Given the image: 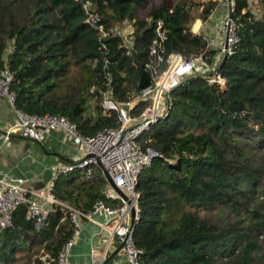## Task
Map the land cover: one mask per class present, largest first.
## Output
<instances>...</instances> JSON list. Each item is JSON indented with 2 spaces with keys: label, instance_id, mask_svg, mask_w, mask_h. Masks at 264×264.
<instances>
[{
  "label": "trees",
  "instance_id": "obj_1",
  "mask_svg": "<svg viewBox=\"0 0 264 264\" xmlns=\"http://www.w3.org/2000/svg\"><path fill=\"white\" fill-rule=\"evenodd\" d=\"M249 1L232 0L237 42L220 68L222 59L214 64L217 51L204 35L190 31L194 17L207 21L213 14L216 0L196 5L164 0L146 19L139 18V11L150 0H92L93 26L74 0H0V71L7 66L13 75L15 109L64 116L86 137L119 126L118 114L104 112L101 105L105 73L115 102L124 104L139 93L131 52L144 67L157 21L167 31L165 57L200 60L203 71L197 68L180 80L169 93L166 116L136 139L143 152L157 154L141 170L136 186L138 264L262 263L264 0L258 2L259 12L250 9ZM97 25L129 26L130 45L120 35L100 40ZM102 44L108 49L107 68L100 60ZM214 75L225 80L224 86L206 82ZM149 105L150 100L140 102L133 114ZM77 172L57 179L54 193L61 203L82 212L97 200L117 205L104 197L100 172L66 188ZM72 233L67 209L57 207L36 228L21 206L13 227L0 232V264H48ZM113 257L103 264H112Z\"/></svg>",
  "mask_w": 264,
  "mask_h": 264
},
{
  "label": "built area",
  "instance_id": "obj_2",
  "mask_svg": "<svg viewBox=\"0 0 264 264\" xmlns=\"http://www.w3.org/2000/svg\"><path fill=\"white\" fill-rule=\"evenodd\" d=\"M82 6L87 14L86 22L95 25V16L91 12L92 0H74ZM233 6V5H232ZM219 9L228 10L227 1L218 3ZM234 10V8H233ZM203 25L201 20H196L191 25L190 31L193 35L199 36ZM122 27L115 25L106 29L103 25H97V32L100 40L109 36H121ZM226 33L228 34L226 38ZM167 31L161 21L156 22L155 38L148 47L150 60L144 65V70L151 78L150 86L139 93L133 94L130 100L124 104L115 102L112 99L110 75L105 73L107 88L102 92V108L104 112L114 111L118 114L119 126L117 128H106L93 136H83L77 126L68 118L57 114L43 116L29 115L15 109L16 95L11 91L10 86L13 75L7 66L0 71V100L9 104L11 109L18 116V136L36 143H42L47 132L61 131L78 147L81 158L62 166L59 175L70 174L74 171H82L85 180L93 179V167L102 165L114 186L127 198L124 200L111 188L102 174L106 187L103 195L107 199L117 200V205L109 206L102 200H97L88 212L68 207L61 203L54 193V182H51L43 194L30 191L25 187L27 180L14 179L6 175H0V232L13 227V216L17 209L26 206V219L32 220L36 228L44 226L50 214H53L57 207L67 209L70 213L73 233L71 238L64 243L55 260L48 264H68L71 248L79 232V219L90 220L103 231H107L112 238H115L122 246L129 264H138V257L141 251L135 248L133 242V225L138 219V199L136 190L138 176L143 167L149 165L150 161L157 156L151 150L143 152L136 144L137 137L150 125L156 123L160 118L166 116L169 102V93L175 88L185 76L203 70L198 63L199 59H183L179 55L164 56V42ZM207 44L217 51L218 64L224 56H230L232 48L237 42L236 26L233 20L229 21L227 15L222 20L217 34L206 39ZM225 44L227 48H225ZM10 46L8 52L13 51ZM100 60L103 68L109 65L107 46H100ZM206 70V69H205ZM204 70V71H205ZM209 85L219 84L224 86L225 80L218 75L207 78ZM150 100V105L139 115L133 112L142 101ZM13 134V130L6 131V137ZM89 156V157H88ZM135 209V218L132 223L131 208ZM102 213L105 222L100 223L94 216ZM104 256L95 264H103Z\"/></svg>",
  "mask_w": 264,
  "mask_h": 264
},
{
  "label": "crops",
  "instance_id": "obj_3",
  "mask_svg": "<svg viewBox=\"0 0 264 264\" xmlns=\"http://www.w3.org/2000/svg\"><path fill=\"white\" fill-rule=\"evenodd\" d=\"M226 13L225 9L217 7L207 21H203L200 35H204L205 39L214 36ZM18 126L16 112L7 102L0 100V175L25 179L26 188L43 194L51 182L56 183L62 166L79 160L81 152L61 131L47 132L39 144L20 138L17 134ZM9 129L13 130V134L6 137ZM76 176L73 173V178ZM78 182L75 180L66 188L70 189ZM94 219L100 223L105 222L102 213L95 215ZM103 256H114L112 264H129L122 246L115 238L90 220L79 219V232L71 248L68 264H95Z\"/></svg>",
  "mask_w": 264,
  "mask_h": 264
},
{
  "label": "rangeland",
  "instance_id": "obj_4",
  "mask_svg": "<svg viewBox=\"0 0 264 264\" xmlns=\"http://www.w3.org/2000/svg\"><path fill=\"white\" fill-rule=\"evenodd\" d=\"M162 1L164 0H150V2L145 5L142 9H140L139 11V18L140 19H146L147 16H148V13L150 11V9L153 7V6H158ZM170 2H176L177 0H168ZM203 0H185V2L188 4V5H196V4H199L200 2H202ZM218 3L219 1L220 2H223L224 0H216ZM259 0H250L249 1V6H250V9L253 11V12H259V9H260V5L258 4ZM200 10V9H199ZM193 13H196L197 14V10L195 9ZM196 20H201L203 22V20L201 18H199L198 16L194 17V21ZM192 22V24H193ZM131 32H132V29L129 27V26H126V27H123L122 30H121V36H122V39L124 41V43L128 46L130 45V42H131ZM216 31L214 32V35H216ZM93 172H101V170L99 169V167H93L92 168ZM77 174V178L76 180L77 181H83L85 178L82 174V171H79L76 173ZM262 211L264 213V208H262ZM259 244L261 245L262 249L261 251L259 252V256L262 258V263L264 264V241H259ZM260 263V264H262Z\"/></svg>",
  "mask_w": 264,
  "mask_h": 264
},
{
  "label": "water",
  "instance_id": "obj_5",
  "mask_svg": "<svg viewBox=\"0 0 264 264\" xmlns=\"http://www.w3.org/2000/svg\"><path fill=\"white\" fill-rule=\"evenodd\" d=\"M226 1L228 4L227 17H228V20L231 21L232 17H233V11H234L233 6H232V0H226ZM227 36H228V34L226 33V38H227ZM224 47L227 48V45L225 44ZM131 55H132L133 64L136 68V72H137L138 79H139L138 89H139V91H143L150 86L151 78H150L149 74L144 70L143 66L138 61V59H137V57L133 51L131 52ZM226 59H227V56H224L222 58L220 68L224 65ZM98 167L101 170L102 174L104 175L106 181L109 183L111 188L115 191V193H117L124 200H127V198L114 186V184L112 183V180L110 179V177L108 176L107 172L104 170L102 165L98 163ZM131 218H132V223H133L134 218H135V209L133 207L131 208Z\"/></svg>",
  "mask_w": 264,
  "mask_h": 264
}]
</instances>
